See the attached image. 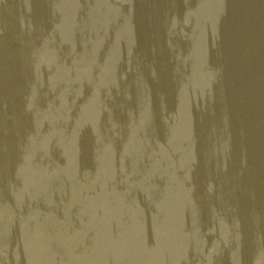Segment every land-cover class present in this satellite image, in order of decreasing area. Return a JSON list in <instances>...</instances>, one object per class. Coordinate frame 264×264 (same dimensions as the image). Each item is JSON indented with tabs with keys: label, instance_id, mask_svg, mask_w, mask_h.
Masks as SVG:
<instances>
[{
	"label": "rangeland",
	"instance_id": "1",
	"mask_svg": "<svg viewBox=\"0 0 264 264\" xmlns=\"http://www.w3.org/2000/svg\"><path fill=\"white\" fill-rule=\"evenodd\" d=\"M25 12L34 14L28 9ZM93 100L91 107L83 109L97 120L101 117L100 103L96 95ZM83 103L87 105L85 99ZM28 115V110L22 111V121ZM57 123L67 133H58L63 145L55 156L64 161L62 167L70 174V162L75 157L65 142L74 131L68 132L70 119H59ZM211 126L212 122H201L203 129ZM17 129L6 111L0 110V264H83L91 256L83 249L88 242L87 225L79 229L81 217L63 209L58 192L48 186L44 172L33 159L35 144L28 136L34 133L18 134ZM75 141L72 137L69 143ZM89 159H95V166H99L94 153ZM148 240L140 236L133 246L144 250ZM209 259L206 256L205 262Z\"/></svg>",
	"mask_w": 264,
	"mask_h": 264
}]
</instances>
